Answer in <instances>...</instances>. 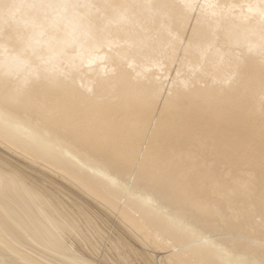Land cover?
<instances>
[{"label": "bare ground", "instance_id": "1", "mask_svg": "<svg viewBox=\"0 0 264 264\" xmlns=\"http://www.w3.org/2000/svg\"><path fill=\"white\" fill-rule=\"evenodd\" d=\"M0 264H264V0H0Z\"/></svg>", "mask_w": 264, "mask_h": 264}, {"label": "rangeland", "instance_id": "2", "mask_svg": "<svg viewBox=\"0 0 264 264\" xmlns=\"http://www.w3.org/2000/svg\"><path fill=\"white\" fill-rule=\"evenodd\" d=\"M30 65V64H29ZM14 155V154H13ZM15 156V155H14ZM7 157V156H6ZM16 158H17V156H15ZM251 180L253 181L254 179H252L251 178ZM258 202H260V201H258ZM256 203H257V201H256ZM258 204H260V205H262L261 203H258ZM258 204H256V205H258ZM257 212H259V211H256V212H254V213H257ZM258 215H260V214H258Z\"/></svg>", "mask_w": 264, "mask_h": 264}]
</instances>
